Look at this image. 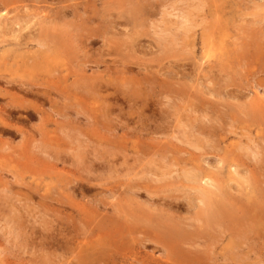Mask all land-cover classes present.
I'll list each match as a JSON object with an SVG mask.
<instances>
[{
	"label": "rangeland",
	"instance_id": "obj_1",
	"mask_svg": "<svg viewBox=\"0 0 264 264\" xmlns=\"http://www.w3.org/2000/svg\"><path fill=\"white\" fill-rule=\"evenodd\" d=\"M155 1V16L147 27L154 25L144 30L152 35L166 28L171 19L167 12L191 13L189 36L165 48L157 46L152 37H142L147 43L143 50L137 46L118 56L114 44L128 30L122 24L111 25L120 11L118 0H0L2 27L6 25L0 30V38H4L0 41V264H264V121L254 124L248 108L263 103L264 111V41L259 45L261 60L251 59L254 43L264 40V0ZM11 18L22 27L21 38L16 37L18 27ZM9 34L16 35L15 39ZM36 35L47 43L57 38L52 42H60L62 51L59 49L58 56L47 55V47L39 49L32 41ZM17 42L22 48L14 46ZM246 46L248 50L243 49ZM120 57L129 62L127 77L122 74ZM141 62L150 68L149 73L157 74L158 81L173 83L174 91L160 92L152 85V91L147 90L151 99L144 107L123 101L122 95L113 94L112 99L114 91L137 86L136 79L143 75ZM75 74H84L79 82H87L82 99L73 96L77 94ZM63 76L70 79L61 82ZM95 78L105 87L99 93L89 88ZM40 92L44 93L41 100ZM193 118L198 126L210 127L200 134ZM198 118H203L202 123ZM207 133L212 134L207 136L208 144ZM205 175L211 178V187L205 185ZM201 184L221 188L230 196L229 203L247 226L238 231L243 233L242 242L232 233L233 225L224 235L219 227L211 232L216 242L211 249H203V239L194 243L202 247L183 244L182 249L188 253L189 248L191 256V261L184 260L161 241L153 229L155 224L146 217L176 224L181 221L177 224L181 228L186 224L187 231L196 229L202 225L196 220L203 207L198 198ZM232 200L242 203L239 209ZM255 203L261 210L246 214ZM123 210L129 212L121 215Z\"/></svg>",
	"mask_w": 264,
	"mask_h": 264
},
{
	"label": "bare ground",
	"instance_id": "obj_2",
	"mask_svg": "<svg viewBox=\"0 0 264 264\" xmlns=\"http://www.w3.org/2000/svg\"><path fill=\"white\" fill-rule=\"evenodd\" d=\"M119 2H118V9L120 10L118 13H117V16H114L115 17V19H113V20H115V21H112L111 22V25H115L116 26V24H122V25H124V27L126 26V29L128 28V30H127V32L126 33H124L123 35L124 36H121V38H120V40H118V42H116L114 45L117 47L116 48V50H115V54H117L118 56H123L124 54V52L123 51H132V49H134V47H140L141 48V50H143L142 49V47H145L146 45H147V43H145L144 42V39H142V37L144 38V37H152V39H153V41L157 44V46H161V47H168L169 45H174V44H176V42L177 41H179V39H181V38H183V37H186V36H189V33L193 30V25H192V22H191V18H190V15L189 14H191V13H189V14H171V13H166V14H168L167 16L168 17H170L171 19L166 23V28H163V29H160L159 30V32H154L152 35L154 36H152V35H149V33H147L145 30H144V28H147V29H149L150 27H151V25H152V27H153V25L154 24H152L151 23V25L149 26V27H147L148 26V24H149V22H150V19H152V17L153 16H155V0H118ZM82 2V1H81ZM80 2V3H81ZM162 3V2H161ZM33 4V3H32ZM82 4V3H81ZM205 4V3H204ZM17 5V4H16ZM22 5H24V4H22ZM188 5V4H187ZM1 6V5H0ZM13 7V6H12ZM25 7V6H24ZM62 7V6H61ZM72 7V6H71ZM171 8H173L172 6H171ZM175 8V7H174ZM178 8V7H177ZM204 8V7H203ZM211 8V7H210ZM218 8V7H217ZM63 9H65L64 7H63ZM63 9L61 10V12L63 11ZM78 9V8H77ZM182 9V8H181ZM66 10V9H65ZM71 10V9H70ZM178 11V10H177ZM60 12V14L62 15V13ZM64 12V11H63ZM64 13H67V12H64ZM70 13V12H69ZM165 14V15H166ZM65 15V14H64ZM66 16V15H65ZM99 16V15H98ZM5 17V16H4ZM7 17V16H6ZM5 17V18H6ZM71 17H73L72 15H71ZM196 17V16H195ZM194 17V18H195ZM1 18V17H0ZM3 18V17H2ZM1 18V19H2ZM7 18H9V17H7ZM49 18V17H48ZM74 18V17H73ZM76 18V17H75ZM79 18V17H78ZM162 18H163V15H162ZM166 18V17H165ZM1 19H0V30L1 29H3L4 30V28H6V25L4 26V27H2V25L4 24V22H2L1 21ZM12 19V18H11ZM11 19L9 20V21H6V23L8 22V24H9V22L11 21ZM50 20H51V18H49ZM60 19V18H59ZM63 19V18H62ZM61 19V20H62ZM103 19H105V17L103 18ZM167 19V18H166ZM223 19V18H222ZM8 20V19H7ZM88 20H90L89 18H88ZM168 20V19H167ZM49 21V20H48ZM54 21V20H53ZM12 25L14 24V25H16L17 27H18V29L17 30H15V32L17 33L18 32V34H16L15 36L17 37V38H21V36H20V32L22 31V27H19L20 26V24L15 20V18H13L12 19ZM219 22V21H218ZM50 23H52V22H50ZM77 23V22H76ZM159 23V22H158ZM7 24V25H8ZM164 24V23H163ZM11 25V27H13ZM110 25V26H111ZM217 25V24H216ZM215 25V26H216ZM78 26V25H77ZM95 26V25H94ZM80 27V26H79ZM96 27H98V26H96ZM113 27V26H112ZM7 28H8V26H7ZM53 28H54V26H53ZM2 30V31H3ZM11 30H13V29H11ZM63 30H65V29H63ZM239 30V29H238ZM2 31L0 32V33H2ZM61 31H62V29H61ZM104 31V30H103ZM151 31V30H150ZM149 31V32H150ZM10 32V31H9ZM43 32H44V30H43ZM47 32V31H46ZM65 32H67V34H69L68 33V31H65ZM70 32V31H69ZM93 32V31H92ZM238 32V31H237ZM240 32V31H239ZM11 33H12V31H11ZM73 32H71V34H72ZM107 33V32H106ZM3 34V33H2ZM62 34H63V32H62ZM66 34V33H65ZM100 34H101V32H100ZM206 34V33H205ZM12 35V34H11ZM10 34H9V36H11ZM38 35V34H37ZM37 35L36 36H34L32 39V41H34L36 44H37V47H39V49L40 48H46L47 47V49H48V51H43L44 53H46L47 55H48V53H50V54H56L57 56H58V51H59V49H61V51H62V49H63V45L61 46V44H60V42H52V41H54L55 39H57V38H55V39H51L50 41H51V43L49 42V43H47V42H45L46 40L43 38V39H41L40 37H41V35H40V37H37ZM47 35V34H46ZM98 35V34H97ZM238 35V34H237ZM241 35V34H240ZM5 36V35H4ZM15 36H11L12 38H14ZM39 36V35H38ZM43 36V35H42ZM54 36V35H53ZM52 36V37H53ZM77 36V35H76ZM80 36V35H79ZM79 36H78V38L77 39H79ZM191 36H193V35H191ZM10 37V38H11ZM31 37V36H30ZM55 37V36H54ZM65 37V36H64ZM67 37V36H66ZM72 37H73V35H72ZM75 37V36H74ZM251 37V36H250ZM262 37V36H261ZM9 38V39H10ZM16 38V39H17ZM25 39H26V37H24ZM29 38V37H28ZM63 38V37H62ZM86 39H88V37H85ZM1 39L2 38H0V41H1ZM4 39V38H3ZM2 39V40H3ZM6 39V38H5ZM15 39V38H14ZM12 40V39H11ZM58 40H59V38H58ZM61 40V39H60ZM8 41V40H7ZM16 41V40H15ZM14 41V42H15ZM23 40L21 39V42H22ZM28 41V43L31 41H29V40H27ZM67 41H69V40H67ZM75 41H77V40H75ZM75 41H74V39H73V42L75 43ZM94 41V40H93ZM189 41H191V40H189ZM254 41V40H253ZM256 41V40H255ZM261 41H264V40H261L260 39V42L258 43V41L256 42V43H254V45H253V52L251 53L252 55H251V57H253V58H251V59H259L260 57H261V46H259L260 45V43H261ZM3 42V41H2ZM25 42V41H24ZM110 42V41H109ZM9 43V42H8ZM26 43V42H25ZM31 43V42H30ZM63 43V42H62ZM86 43V42H85ZM88 43H89V41H88ZM111 43V42H110ZM186 43H188L187 41H186ZM0 44H1V42H0ZM4 44H6V43H4ZM10 44H12V42L10 43ZM15 44V43H14ZM66 44H68L69 45V43L68 42H66ZM71 44V43H70ZM77 44H78V42H77ZM80 44H82V43H79V45ZM146 44V45H145ZM192 44H193V42H192ZM231 44H233V42L231 43ZM235 44V43H234ZM237 44V43H236ZM235 44V46H237ZM251 44H252V42H251ZM250 44V45H251ZM262 44V43H261ZM35 45V44H34ZM73 45V44H72ZM83 45V44H82ZM93 45V44H92ZM96 45V44H95ZM145 45V46H144ZM223 45V44H222ZM221 45V46H222ZM247 45V44H246ZM250 45H248V46H250ZM262 45H264V44H262ZM14 46H16L17 48H19V47H21L22 46V44L21 43H18L17 42V44L16 45H14ZM75 46V45H74ZM78 46V45H77ZM86 46V45H85ZM89 46V45H88ZM175 46H177V45H175ZM235 46H232V49H233V47H235ZM25 47V46H24ZM65 47V46H64ZM68 47H70V46H68ZM67 46H66V48H68ZM113 47V46H112ZM251 47V46H250ZM22 48V47H21ZM28 48V47H27ZM26 48V49H27ZM139 48V49H140ZM164 48H162V49H164ZM235 48H237L238 49V47H235ZM242 48V47H241ZM245 48L247 49V46L246 47H243V49L245 50ZM46 49V50H47ZM161 49V48H160ZM236 49V50H237ZM251 49V48H250ZM263 49H264V47H263ZM66 50V49H65ZM64 50V51H65ZM136 50H137V48H136ZM242 49H240V51H241ZM248 50V49H247ZM91 51V50H90ZM110 51V50H109ZM167 51V50H166ZM178 51V50H177ZM176 51V52H177ZM230 51V50H229ZM235 51V50H234ZM249 51H251V50H249ZM99 52V51H98ZM225 52V51H224ZM224 52H223V54L222 55H224ZM236 52V51H235ZM235 52H234V54H235ZM246 52H248V51H246ZM96 53V52H95ZM110 53V52H109ZM145 53V52H144ZM229 53V52H228ZM242 53H243V51H242ZM60 54V53H59ZM239 54V53H238ZM244 55L246 54L247 55V57H248V54L247 53H243ZM61 55V54H60ZM97 55V54H96ZM167 55V54H166ZM165 55V56H166ZM231 55V54H230ZM233 55V54H232ZM231 55V56H232ZM245 55V56H246ZM50 56V55H49ZM87 56V55H86ZM110 56H111V54H110ZM226 56H228V55H226ZM238 56H240V55H238ZM250 56V55H249ZM144 57V56H143ZM189 57V56H188ZM222 57V56H221ZM84 58V57H83ZM121 59H120V66H121V68H122V74L123 75H125L126 76V74L125 73H127L128 71H129V68L127 67V63H129V62H127V61H124V58L123 57H120ZM161 58V57H160ZM223 58H226V57H223ZM85 59V58H84ZM140 59V58H139ZM162 59V58H161ZM222 59V58H221ZM88 60V59H87ZM97 60H99V59H97ZM160 60V59H159ZM241 60V59H240ZM259 60H261V58L259 59ZM68 61V60H67ZM79 61V60H78ZM84 62L86 61V60H83ZM142 61H144V60H142ZM235 61V60H234ZM252 61V60H251ZM77 62V61H76ZM100 62H101V60H100ZM153 62V61H152ZM224 62H225V60H224ZM244 62H245V60H244ZM79 63V62H78ZM94 63V62H93ZM98 63H99V61H98ZM144 63V62H143ZM142 62H141V66H143V69H142V71H143V75L141 76V78L139 79H136V81H137V86L136 87H131L130 88V90H126L125 92L124 91H114V93H111L112 95V99L114 98V96H113V94L115 95H122L123 96V98H122V100L123 101H126V102H133V104H135V105H140L141 107H144V106H147V103L149 102V100L151 99V95L149 94V92H147V90L148 89H150V91H152V89H151V87H152V85H155L154 86V88L153 89H155V87H156V85H157V87H159L160 88V92H167V93H171V92H173L174 91V89L173 88H175L173 85V83H165V82H163V81H158V77H157V74L156 75H154V73H149V71H150V68H149V70H148V68H147V66L145 65V64H143ZM196 63V62H195ZM202 63V62H201ZM246 63V62H245ZM95 64V63H94ZM189 64V63H188ZM239 64V63H238ZM242 64V63H241ZM75 65V64H74ZM77 65H79V64H77ZM80 65H81V63H80ZM79 65V66H80ZM85 65V64H84ZM99 65V64H98ZM240 65V64H239ZM261 66V65H260ZM212 67H214V66H212ZM59 68V67H58ZM78 68H83V66H80V67H78ZM85 68V67H84ZM96 68V67H95ZM201 68V67H200ZM220 68H222V67H220ZM224 68V67H223ZM231 68V67H230ZM233 68V67H232ZM253 68V67H252ZM171 69V68H170ZM180 69V68H179ZM181 70H182V68H181ZM218 70V69H217ZM59 71V70H58ZM61 71V70H60ZM108 71V70H107ZM185 71H186V69H185ZM109 72V71H108ZM130 72V71H129ZM168 72V71H167ZM68 73V72H67ZM120 73V72H119ZM215 73V72H214ZM88 74V73H87ZM213 74V73H212ZM219 74V73H218ZM76 75V74H75ZM84 74H82V76H83ZM101 75V74H100ZM99 75V76H100ZM107 75V74H106ZM170 75V74H169ZM192 75V74H191ZM252 75H253V73H252ZM74 76V75H73ZM81 76V75H80ZM77 77V75H76V79H74V80H72V81H74V82H77V83H75L76 85H75V91L77 92V94L76 95H73L75 98L74 99H76L78 96V99H82V97L84 96V93H87V90H88V86L86 85V83H84V82H79V81H81L80 80V78L82 77ZM94 76V75H93ZM179 76V75H178ZM212 76V75H211ZM224 76V75H223ZM222 76V77H223ZM127 77V76H126ZM198 77V76H197ZM204 77V76H203ZM231 77V76H230ZM60 78H62L61 80V82H67L68 81V79H70L68 76H63V77H60ZM94 78V77H93ZM106 78V77H105ZM179 78V77H178ZM196 78V77H195ZM217 78V77H216ZM220 78V77H219ZM224 79V78H223ZM10 80V79H9ZM8 80V81H9ZM101 80V79H100ZM132 81H133V79H131ZM131 80H128V84H130V82H131ZM159 80H161V79H159ZM225 80V79H224ZM223 80V81H224ZM13 82H15L14 80H12ZM16 81H18V80H16ZM135 81V80H134ZM133 81V82H134ZM202 81V80H201ZM200 81V82H201ZM104 82V81H103ZM122 82V81H121ZM124 82V81H123ZM11 83V82H10ZM19 83H21V81L19 82ZM126 83V82H125ZM14 84V83H13ZM17 84H18V82H17ZM17 84H16V86H17ZM23 84V83H22ZM66 84V83H65ZM118 84V83H117ZM202 84V83H201ZM2 85H4V84H2ZM107 85V84H106ZM109 85V84H108ZM107 85V88L109 87ZM134 85H135V83H134ZM141 85H143L144 86V88H145V90L146 91H144L143 89H142V87H141ZM211 85V84H210ZM263 85V84H262ZM5 86V85H4ZM14 86V85H13ZM18 86H20V85H18ZM26 86V85H25ZM31 86V85H30ZM124 86V85H123ZM212 86V85H211ZM215 86V85H214ZM15 87V86H14ZM33 87H36V86H33ZM71 87V86H70ZM150 87V88H149ZM221 87V86H220ZM19 88V87H18ZM22 88V87H21ZM21 88H19L18 90H20ZM89 88L90 89H93V90H96L97 92L99 91V90H102L103 88H105L104 87V85H103V83H100V81H99V78H95V79H92L91 80V82H90V85H89ZM114 88H115V86H114ZM185 88V87H184ZM218 88H219V86H218ZM14 89V88H13ZM26 89V88H25ZM24 89V91L26 92L27 90H25ZM38 89V88H37ZM127 89V88H126ZM208 89H210V88H208ZM17 90V89H16ZM30 90V89H29ZM113 90V89H112ZM125 90V89H124ZM159 90V89H158ZM202 90V89H201ZM111 91V90H110ZM205 91V90H204ZM221 91V90H220ZM19 92H21V90L19 91ZM39 92V91H38ZM74 92V91H73ZM238 92V91H237ZM29 93H31V92H29ZM41 94H42V92H40ZM50 93V92H49ZM48 93V94H49ZM63 93V92H62ZM99 93V92H98ZM176 93V92H175ZM179 93H181V92H179ZM39 95V97L38 98H40L39 100H41V97L40 96H43V94L42 95ZM192 94V93H191ZM224 94V93H223ZM10 95V94H9ZM86 95V94H85ZM90 95V94H89ZM115 95V96H116ZM227 95V94H226ZM243 95H244V93H243ZM32 96H34V94L32 95ZM111 96H110V98H111ZM117 96V97H118ZM212 96V95H211ZM249 96V95H248ZM44 97H45V95H44ZM93 97V96H92ZM251 97V96H250ZM12 98V97H11ZM17 98V97H16ZM37 98V97H36ZM48 98V97H47ZM85 98V97H84ZM107 98V97H106ZM87 99V98H86ZM104 99V98H103ZM108 99V98H107ZM169 99V98H168ZM246 99V98H245ZM248 99V98H247ZM254 99V98H253ZM85 100V99H84ZM230 100V99H229ZM83 101V100H82ZM90 101V100H89ZM114 101V100H113ZM112 101V102H113ZM119 101V100H118ZM182 101V100H181ZM197 101V100H196ZM215 101V100H214ZM76 102H79V101H76ZM111 102V103H112ZM198 102V101H197ZM196 102V103H197ZM204 102H206V101H204ZM203 102V103H204ZM233 102V101H232ZM14 103V102H13ZM15 103H17L16 101H15ZM109 103V102H108ZM202 103V102H201ZM210 103V102H209ZM220 103V102H219ZM21 104V103H20ZM19 104V105H20ZM56 104V103H55ZM60 104V103H59ZM129 104V103H128ZM199 104V103H198ZM215 104H217V103H215ZM253 104H255V108H254V105L251 107V109H250V106L248 107L249 108V110H251L250 112H251V118H252V121L254 122V124H257V123H259L260 121H261V119H262V121H264V111H261L262 110V106H263V103L261 104V103H259V107L261 108L260 110H257V109H259V107L257 108V106H256V103H253ZM258 104V103H257ZM261 104V105H260ZM18 105V106H19ZM25 104H23V106H24ZM30 105V104H29ZM32 105V104H31ZM62 105V104H61ZM121 105H122V103H121ZM207 105V104H206ZM251 105V104H250ZM9 107H10V105H8ZM21 106H22V104H21ZM33 106H34V104H33ZM116 106V105H115ZM114 106V107H115ZM118 106V105H117ZM167 106V105H166ZM195 106V105H194ZM193 106V107H194ZM202 106V105H201ZM203 106H205V103H204V105ZM6 107V106H5ZM9 107H7V108H9ZM107 107V106H106ZM113 107V108H114ZM157 107V106H156ZM189 107V106H188ZM224 107V106H223ZM242 107V106H241ZM245 107H247V106H244V108ZM3 108V107H2ZM1 108V109H2ZM11 108V107H10ZM16 108V107H15ZM14 108V109H15ZM19 108H20V106H19ZM73 108V107H72ZM97 108V107H96ZM109 108V107H108ZM170 108V107H169ZM195 108V107H194ZM4 109V108H3ZM2 109V110H3ZM27 109H29V108H27ZM105 110H107V108H104ZM161 109V108H160ZM247 109V108H246ZM6 110V109H5ZM4 110V111H5ZM20 110V109H19ZM34 110H36V109H34ZM72 110H75V109H72ZM182 110V109H181ZM190 110H192V109H190ZM204 110V109H203ZM215 110V109H214ZM222 110V109H221ZM15 111H17V110H15ZM14 111V112H15ZM24 111V110H23ZM77 111H79V110H77ZM144 111V110H143ZM162 111V110H161ZM193 111V110H192ZM246 111V110H245ZM244 111V112H245ZM260 113H259V112ZM1 112V111H0ZM6 112V111H5ZM40 112H42V111H40ZM39 112V113H40ZM66 112V111H65ZM81 112V111H80ZM106 112V111H105ZM116 112V111H115ZM194 112H197V111H194ZM203 112V111H202ZM227 112V111H226ZM239 112V111H238ZM243 112V113H244ZM247 112V111H246ZM246 112H245V116L244 117H247V115H246ZM250 112H249V114H250ZM2 113V112H1ZM11 113H13L12 112V110H11ZM110 113V112H109ZM118 113V112H117ZM144 113V112H143ZM199 113H200V111H199ZM217 113V112H216ZM216 113H215V115H216ZM4 114V113H3ZM2 114V115H3ZM38 114V113H37ZM76 114V113H75ZM83 114V113H82ZM102 114H103V111H102ZM105 114V113H104ZM104 114H103V116H104ZM188 114V113H187ZM191 114V113H190ZM189 114V115H190ZM196 114V113H195ZM240 114H242V112L240 113ZM5 115V114H4ZM6 115H8L7 113H6ZM61 115V114H60ZM81 115V114H80ZM86 115V114H85ZM85 115H83V116H85ZM123 115V114H122ZM163 115V114H162ZM188 115V116H189ZM193 115V114H192ZM199 115V114H198ZM42 116V115H41ZM87 116V115H86ZM201 116V115H200ZM204 116H205V114H204ZM34 117V116H33ZM32 117V118H33ZM108 117V116H107ZM107 117H106V119H107ZM161 117V116H160ZM190 117V116H189ZM199 117V116H198ZM202 117V116H201ZM211 117H213L215 120L217 119V118H215L214 116H211ZM235 117H237V116H235ZM249 117V119H251ZM88 118V117H87ZM195 118V120H196V118L197 117H194ZM194 118L192 119V121L194 120ZM209 118V117H208ZM213 118H210V121H211V119L213 120ZM7 119V118H6ZM164 119V118H163ZM201 119V118H200ZM199 118H198V120H200ZM15 120V119H14ZM103 120V119H102ZM202 120H203V118L201 119V122L200 123H202ZM217 120H219V119H217ZM47 121V120H46ZM190 121V120H189ZM191 121V122H192ZM3 122H6V121H3ZM18 122V121H17ZM48 122V121H47ZM47 122H45V123H47ZM198 121L196 120V122L195 123H197ZM204 122V121H203ZM220 122V121H219ZM223 122V121H222ZM44 123V124H45ZM110 123H111V121H110ZM151 123V122H150ZM160 123V122H159ZM193 123H194V121H193ZM194 123V124H195ZM207 123V122H206ZM57 124V123H56ZM63 124V123H62ZM118 124V123H117ZM154 124V123H153ZM224 124V123H223ZM259 124H261L262 125V123L260 122ZM4 125H5V123H4ZM8 125V124H7ZM10 125V124H9ZM24 125V124H23ZM47 125V124H46ZM95 125V124H94ZM198 128H199V130L201 131L200 132V134H202V133H205L206 131H207V127L209 126L210 127V125H207V127L205 126H203V124H201L202 125V127H200V125L198 126V124H195ZM258 125V124H257ZM58 126H59V124H58ZM156 126H158V125H156ZM191 126H192V124H191ZM195 126V127H196ZM224 126V125H223ZM10 127H12L11 125H10ZM208 127V128H209ZM214 127V126H213ZM216 127H218V126H216ZM19 128V127H18ZM60 128H62L61 126H60ZM79 128V127H78ZM206 128V129H205ZM215 128V127H214ZM259 128V127H258ZM33 129V128H32ZM40 129V128H39ZM64 129V128H63ZM69 129H70V127H69ZM158 129V128H157ZM191 129V128H190ZM7 130H8V128H7ZM13 130V129H12ZM25 130V129H24ZM65 130H66V128H65ZM192 130V129H191ZM191 130H190V134H191ZM217 130H219V127H218V129ZM217 130L215 131V132H217ZM263 130H264V126H263ZM6 131V130H5ZM61 131V130H60ZM70 131V130H69ZM74 131H75V129H74ZM210 131V130H209ZM213 130H211V132H212ZM220 131V130H219ZM218 131V132H219ZM244 131V130H243ZM260 131V130H259ZM16 132V131H15ZM23 132V131H22ZM62 132V131H61ZM162 132V131H161ZM195 132H196V129H195ZM221 132V131H220ZM157 133V132H156ZM198 133V132H197ZM231 133V132H230ZM22 134V133H21ZM20 134V135H21ZM29 134V133H28ZM63 134V133H62ZM69 134V133H68ZM162 134V133H161ZM193 134H194V131H193ZM192 134V135H193ZM220 134V133H219ZM10 135V134H9ZM195 135V134H194ZM199 135V134H198ZM210 135H212V134H210ZM209 135V133H207V135H206V137L207 136H210ZM217 136H218V134H216ZM64 136V135H63ZM71 137V136H70ZM211 137V136H210ZM208 138L209 137H207V144L209 143L208 142ZM241 138H243V137H241ZM263 138H264V136H263ZM214 139V138H213ZM75 141V140H74ZM79 141V140H78ZM80 143V142H79ZM256 143V142H255ZM260 144V143H259ZM76 145V144H75ZM88 145V144H87ZM251 145V144H250ZM48 146V145H47ZM243 146V145H242ZM252 146V145H251ZM254 146V145H253ZM102 147V146H101ZM106 147V146H105ZM108 147H110V146H108ZM236 147V146H235ZM17 148V147H16ZM76 148H78V147H76ZM219 148V147H218ZM40 149V148H39ZM114 149V148H113ZM120 149H122V148H120ZM211 150V149H210ZM218 150V149H217ZM247 150V149H246ZM256 150V149H255ZM109 151V150H108ZM86 152V151H85ZM248 152V151H247ZM256 152H257V150H256ZM91 153H93V152H91ZM253 153V152H252ZM40 154V153H39ZM107 154V153H106ZM258 154V153H257ZM46 155V154H45ZM44 155V156H45ZM107 156V155H106ZM254 156H256V155H254ZM17 157H19V156H17ZM114 157V156H113ZM249 157V156H248ZM44 158V157H43ZM63 158V157H62ZM257 158V157H256ZM56 159V158H55ZM90 159V158H89ZM44 160V159H43ZM79 161H81V160H79ZM223 161V160H222ZM256 161V160H255ZM63 162V161H62ZM86 162V161H85ZM91 162H92V160H91ZM109 162V161H108ZM113 162V161H112ZM112 162H110L109 164H111ZM203 162V161H202ZM258 162V161H257ZM264 162V161H263ZM46 163V162H45ZM75 163V162H74ZM223 163H225L224 161H223ZM88 164V163H87ZM90 164V163H89ZM88 164V165H89ZM125 164V163H124ZM229 164V163H228ZM71 165V164H70ZM86 165V164H85ZM84 165V166H85ZM100 165V164H99ZM116 165V164H115ZM115 165H113V166H115ZM122 165H123V163H122ZM223 165V164H222ZM264 165V164H263ZM73 166V165H72ZM92 167V166H91ZM108 167V166H107ZM112 167V166H111ZM214 167V166H213ZM90 168V167H89ZM101 168V167H100ZM201 169V168H200ZM200 169H198V170H200ZM204 169V168H203ZM262 169V168H261ZM192 170V169H191ZM264 170V169H263ZM93 171V170H92ZM112 171H113V169H112ZM243 171V170H242ZM102 172V171H101ZM179 172V171H178ZM97 173V172H96ZM110 173V172H109ZM112 173V172H111ZM190 172H187V175L189 174ZM192 173V172H191ZM199 173V172H198ZM102 174V173H101ZM21 175V174H20ZM107 175V174H106ZM115 175V174H114ZM170 175V174H169ZM172 175V174H171ZM190 175V174H189ZM196 175V174H195ZM200 175H202V174H200ZM165 176H167V175H165ZM73 177V176H72ZM85 177V176H84ZM109 177V176H108ZM135 177V176H134ZM175 177H177V176H175ZM197 177H198V175L197 176H194V178H193V180L196 178L197 179ZM205 178V181H204V183H205V185L207 186L208 185V187L210 186V184H208V183H210L211 182V178H209V176L208 175H205L204 176ZM218 177V176H217ZM93 178V177H92ZM190 178V177H189ZM94 179V178H93ZM195 179V180H196ZM201 179V178H200ZM74 180V179H73ZM95 180V179H94ZM194 180V181H195ZM199 180V179H198ZM75 181V180H74ZM190 181V180H189ZM192 181V180H191ZM194 181H192V182H194ZM197 181V180H196ZM202 181V180H201ZM75 182H77V180L75 181ZM103 182V181H102ZM187 182V181H186ZM21 183V182H20ZM70 183V182H69ZM81 183V182H80ZM195 183V182H194ZM197 183V182H196ZM203 183V182H202ZM72 184V183H71ZM76 184V183H75ZM84 184V183H83ZM197 184H199V183H197ZM258 184V183H257ZM264 184V183H263ZM70 185V184H69ZM85 185V184H84ZM195 185V184H194ZM204 185V186H205ZM259 185V184H258ZM12 186V185H11ZM83 186V185H82ZM81 186V187H82ZM122 186V185H121ZM201 186H202V184H201ZM3 187L4 188H6L4 185H3ZM3 187H2V189H3ZM31 187V186H30ZM103 187V186H102ZM211 187V186H210ZM220 187V186H219ZM240 187V186H239ZM262 187V186H261ZM87 188V187H86ZM213 188V187H212ZM212 188H207V187H203L202 186V188L200 187V190H199V192H198V196L197 195H195L194 194V196H197L198 198H199V200H200V202L203 204V207L202 208H200L199 209V211L197 212V214H196V220H198V222L200 221V223L199 224H201L202 223V225H199V227H197L196 229H194V230H192L191 231V229H188V231L185 229V228H183L185 225H183V227L181 228L180 226H178L177 224H180L181 223V221H180V223H178L177 222V224L176 223H174V222H171L170 220H162V219H160V218H153V217H151V218H147L146 217V219H148V220H150L153 224H155L154 225V227H153V229L155 230V231H157L158 233H156L157 234V236L161 239V241L164 243V244H166L169 248H170V250H171V252L172 253H174L175 255H177L179 258H181V259H184V260H190L191 261V256L189 255V251H188V249L189 248H187V252L188 253H186L183 249H182V245L183 244H188L189 246L190 245H192V244H194L196 241H197V239H199V240H201V239H203V242H202V244H203V246H204V248L203 249H206L207 247H210V249L211 248H213L214 246H216V245H214V243H216L214 240V238H213V234L211 233V232H213L214 231V229L215 228H218L219 227V229H221L219 232H220V234L221 233H223V235H224V231L225 230H227V231H229L230 230V227H233V225L235 226V228L237 227V228H239V229H237V230H235V228L233 227V231L234 232H232L233 234H234V236L236 237V239L238 238L241 242H242V235H243V233L241 234V233H238V231L240 230V227L241 226H243V227H245V226H247V225H243V220H242V217H238L236 214H237V212L235 211V208L231 205V203H229V198H230V196L228 197V195L220 188H218V187H215V189L216 190H218V192L219 193H217L216 192V190H214V189H212ZM1 189V188H0ZM263 189V188H262ZM79 190V189H78ZM98 190V189H97ZM131 190H132V188H131ZM141 190V189H140ZM252 190V189H251ZM264 190V189H263ZM1 191V190H0ZM31 191V190H30ZM134 191V190H133ZM132 191V192H133ZM188 191V190H187ZM186 191V192H187ZM253 191V190H252ZM4 192V191H3ZM6 192V191H5ZM185 192V193H186ZM190 192V191H189ZM11 193V192H10ZM33 193V192H32ZM96 193H97V191H96ZM191 193V192H190ZM74 194V193H73ZM75 195V194H74ZM84 195V194H83ZM151 195V194H150ZM6 196H8V195H5V197H4V199H6ZM82 196V195H81ZM110 196V195H109ZM187 196V195H186ZM262 196H263V198H264V193H262ZM261 196V197H262ZM0 197H1V194H0ZM11 197V196H10ZM13 197H15L16 198V195L15 196H13ZM259 197H260V195H259ZM3 198V197H2ZM18 198V197H17ZM197 198V199H198ZM217 198V199H216ZM8 199V198H7ZM65 199V198H64ZM0 200H2V199H0ZM18 200V199H17ZM262 200V199H261ZM152 201V200H151ZM154 201V200H153ZM152 201V202H153ZM165 201V200H164ZM192 201V200H191ZM13 202V201H12ZM178 202V201H177ZM230 202H231V198H230ZM232 202H233V200H232ZM235 203L237 202V201H234ZM234 202H233V204H234ZM6 203V202H5ZM4 203V204H5ZM14 203V202H13ZM27 203V202H26ZM154 203V202H153ZM162 203V202H161ZM166 203V202H165ZM172 203V202H171ZM176 203V202H175ZM163 204V203H162ZM237 204V203H236ZM235 204V207H237V209H239L238 208V205H240V204H242L241 202H240V204L238 203L237 205ZM260 204H262V202L260 203ZM260 204H258V203H255V204H253L254 206H253V208L252 209H247L245 212H246V214L247 213H251L250 211H254L253 209H255V210H257L258 208H260V210H261V207H260ZM5 205H7V204H5ZM16 205V204H15ZM37 205V204H36ZM167 205V204H166ZM191 205V204H190ZM168 206V205H167ZM187 206V205H186ZM192 207V206H191ZM195 207V206H194ZM199 207V206H198ZM252 207V206H251ZM29 208V207H28ZM124 208V207H123ZM139 208V207H138ZM242 208V207H241ZM9 209V208H8ZM125 209V208H124ZM172 209V208H171ZM191 209V208H190ZM236 209V210H237ZM12 210V209H11ZM13 210H15V209H13ZM29 210V209H28ZM103 210V209H102ZM142 210V209H141ZM16 211V210H15ZM104 211V210H103ZM131 211V210H130ZM133 211V210H132ZM145 211V210H144ZM9 212V211H8ZM12 212V211H11ZM28 212V211H27ZM124 212V210L122 211V212H120L121 213V215H122V213ZM128 212H129V210H128ZM127 212V210H126V212H124V213H128ZM137 212V211H136ZM240 212V211H239ZM44 213V212H43ZM135 212L133 211V214H134ZM240 213H242V212H240ZM243 213H244V210H243ZM12 214H14L13 212H12ZM17 214V213H16ZM39 214H42V213H40L39 212ZM45 214V213H44ZM163 215V214H162ZM258 215L259 214H256L255 216H254V219H257L258 218ZM9 216H11V214L9 215ZM43 216V215H42ZM148 216V215H147ZM242 216H244V215H242ZM30 217H31V215H30ZM126 217V216H125ZM124 217V218H125ZM129 217V216H128ZM134 217V216H133ZM167 217V216H166ZM13 218V217H12ZM41 218V217H40ZM244 218V217H243ZM171 219V218H170ZM13 220V219H12ZM132 220V219H131ZM139 220H141L140 218H139ZM143 220V219H142ZM141 220V221H142ZM188 220H189V218H188ZM191 220V219H190ZM14 221V220H13ZM100 221V220H99ZM129 221V220H128ZM128 221H127V223H128ZM149 221V222H150ZM176 221V220H175ZM135 222V221H134ZM182 222H183V220H182ZM185 222V221H184ZM188 222V221H187ZM126 223V224H127ZM145 223V222H144ZM148 223V222H147ZM191 223H193V222H191ZM255 223L257 224V221L255 220ZM14 224V223H13ZM129 224V223H128ZM149 224V223H148ZM12 225V224H11ZM121 225H122V223H121ZM131 225V224H130ZM192 225V224H191ZM191 225H189V226H191ZM252 225H254V224H252ZM252 225L250 226L251 228H253L252 227ZM111 226V225H110ZM123 226V225H122ZM127 226V225H126ZM135 226V225H134ZM144 226V225H143ZM149 226H151V225H149ZM15 227V226H14ZM112 227V226H111ZM128 227V226H127ZM131 227V226H130ZM130 227H128L129 229H130ZM186 227H187V225H186ZM193 227V226H192ZM250 227H246V228H250ZM24 228V227H23ZM22 228V229H23ZM70 228V227H69ZM76 228V227H75ZM194 228V227H193ZM250 228V229H251ZM12 229V228H11ZM128 229V230H129ZM133 229V228H132ZM152 229V230H153ZM201 229V230H200ZM99 230V229H98ZM151 230V229H150ZM197 230V231H196ZM200 230V231H199ZM244 230H246V229H244ZM252 230V229H251ZM118 231V230H117ZM247 231V230H246ZM126 232V231H125ZM118 233V232H117ZM129 233V232H128ZM215 233V232H214ZM87 234V233H86ZM116 234V233H115ZM229 234V233H228ZM219 235V234H218ZM226 235V234H225ZM249 235V234H248ZM252 235V234H251ZM254 236H255V234H253ZM129 236H130V234H129ZM230 236V235H229ZM116 237H117V235H116ZM132 237V236H131ZM74 238V237H73ZM124 238V237H123ZM247 238V237H246ZM120 239V238H119ZM235 239V238H234ZM237 239V240H238ZM244 239V238H243ZM117 240H118V238H117ZM221 240V239H220ZM250 240V239H249ZM73 241V240H72ZM150 241V240H149ZM219 241V240H218ZM244 241V240H243ZM60 242V241H59ZM160 242V241H159ZM239 242V241H238ZM47 243H48V241H47ZM50 243V242H49ZM118 243V242H117ZM116 243V244H117ZM120 243V242H119ZM150 243V242H149ZM58 244V243H57ZM71 244V243H70ZM139 244V243H138ZM119 245V244H118ZM194 245H197V246H195V247H202V246H199L198 244H194ZM214 245V246H213ZM218 245V244H217ZM40 246V245H39ZM49 246V245H48ZM47 246V247H48ZM52 246V245H51ZM57 246V245H56ZM72 246V245H71ZM188 246V247H189ZM43 247H44V245H43ZM73 247V246H72ZM71 247V248H72ZM146 247V246H145ZM186 247H187V245H186ZM193 247V246H192ZM192 247H191V249H192ZM108 249V248H107ZM112 249V248H111ZM122 249V248H121ZM185 249V248H184ZM190 249V250H191ZM46 250V249H45ZM68 250V249H67ZM102 250V249H101ZM103 250H105V249H103ZM119 250V249H118ZM186 250V249H185ZM196 250V249H195ZM90 251V250H89ZM92 251V250H91ZM99 251V250H98ZM192 251V250H191ZM191 251H190V253H191ZM197 251H198V249H197ZM208 251V250H207ZM38 252V251H37ZM43 252V251H42ZM106 252V251H105ZM211 252H212V250H211ZM99 253V252H98ZM97 253V251H96V254H98ZM120 253V252H119ZM192 253H194L193 251H192ZM204 253V252H203ZM34 254V253H33ZM89 254V253H88ZM201 254V253H200ZM208 254V253H207ZM86 255V254H85ZM91 255H93V254H91ZM119 255V254H118ZM170 255V254H169ZM195 255V254H194ZM209 255V254H208ZM89 256V255H88ZM94 256V255H93ZM126 256V255H125ZM193 256V255H192ZM90 257V256H89ZM195 257V256H194ZM124 258V257H123ZM198 258V257H197ZM210 259V258H209ZM42 260V259H41ZM50 260V259H49ZM193 260V259H192ZM202 260V259H201ZM205 260H207V259H205ZM204 260V261H205ZM110 261V260H109ZM194 261V260H193ZM196 261V260H195ZM211 261V260H210ZM87 262V261H86ZM186 262H188V261H186ZM93 263V262H92ZM111 263V262H110ZM189 263V262H188ZM200 263V262H199Z\"/></svg>",
	"mask_w": 264,
	"mask_h": 264
}]
</instances>
